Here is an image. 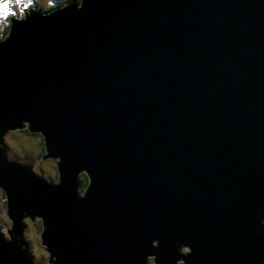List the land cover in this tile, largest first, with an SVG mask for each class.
Wrapping results in <instances>:
<instances>
[{
    "label": "water",
    "instance_id": "95a60500",
    "mask_svg": "<svg viewBox=\"0 0 264 264\" xmlns=\"http://www.w3.org/2000/svg\"><path fill=\"white\" fill-rule=\"evenodd\" d=\"M9 22L0 264H264V0H79ZM23 127L57 176L5 154Z\"/></svg>",
    "mask_w": 264,
    "mask_h": 264
},
{
    "label": "rangeland",
    "instance_id": "374dc122",
    "mask_svg": "<svg viewBox=\"0 0 264 264\" xmlns=\"http://www.w3.org/2000/svg\"><path fill=\"white\" fill-rule=\"evenodd\" d=\"M33 1V0H32ZM38 2V4L42 6L48 4V0H36ZM53 1V0H51ZM56 1V0H54ZM33 9V8H32ZM36 10V9H35ZM39 11V10H37ZM20 13H17V18L20 17ZM16 18V17H14ZM2 39V38H0ZM2 141L4 143V147H5V154L25 160L26 163H31V165L35 168L40 167L41 169V173L44 174L46 173V177H53L54 173H55V168L53 167V161L50 158H46L43 157V159H37L36 156L34 155V153H37V149H38V145H37V139L31 136H28L25 133H20V132H16V133H4V135L2 136ZM52 164V166H51ZM2 208H3V202H2V196L0 194V223L4 222V226L9 227V222L7 223L6 217H4L3 213H2ZM26 217V216H24ZM36 217H33V219ZM5 219V220H4ZM35 220V219H34ZM24 221V227H23V231H22V237L23 239H27L28 241V247H30V255L32 257L33 260L35 261H39V262H43L46 263V251L43 250L42 244L40 243V238H39V226L38 223H36V221ZM3 229L4 232L6 231V229L0 227V231L3 234V231L1 230ZM5 236L6 233L4 234ZM188 251V248L186 245H180L178 247V252L181 254H184ZM147 263L148 264H154L152 262V256L149 255L147 256ZM177 263H182V260L180 259V261H177Z\"/></svg>",
    "mask_w": 264,
    "mask_h": 264
},
{
    "label": "flooded vegetation",
    "instance_id": "af4514ba",
    "mask_svg": "<svg viewBox=\"0 0 264 264\" xmlns=\"http://www.w3.org/2000/svg\"><path fill=\"white\" fill-rule=\"evenodd\" d=\"M8 132H11V133H15V131H13V130H9V131H7L6 133H8ZM18 132V131H17ZM22 133H25V134H27L28 136H31V137H34V138H36L37 139V145H38V149H37V153H34V155L36 156V158L37 159H43V157H46V156H43L44 155V153H45V149H44V143H43V140H42V136L38 133V132H22ZM3 146H4V143H3ZM4 151H5V147H4ZM46 158H50L52 161H53V167L55 168V173H54V176H57V170H56V162H55V159H53V158H51V157H46ZM42 161V160H41ZM32 163V162H31ZM30 163V164H31ZM33 164V163H32ZM32 166V165H31ZM51 166H52V164H51ZM33 167V166H32ZM33 171L35 172V173H39V175H41L42 177H44V178H48V177H46V173H44V174H42L41 173V169H40V167H37V168H35V167H33ZM85 173V171L84 170H81L79 173H78V175H77V183H79V187H78V189H79V193L80 194H82L81 192L84 190V188L86 187V185H87V183H88V178L86 177V179L84 178V177H82L83 175L82 174H84ZM86 174V173H85ZM48 176V175H47ZM53 176V177H54ZM49 177H51V176H49ZM0 194H1V196H2V202H3V208H2V213H3V215H4V217H6V220H7V223L9 222V224H10V220H9V218H8V216H7V214H6V202H5V198H4V194H3V190L1 189V187H0ZM34 217H36V218H28V217H24L23 219H22V223H23V227H24V221L25 220H27L28 222L30 221H36V223H38V226H39V230L41 229V221H40V219H39V217L38 216H34ZM5 220V219H4ZM4 223H5V221L4 222H2V223H0V227H2V228H4V229H6V231L4 232V230L3 229H1L2 231H3V236H4V234L6 233L7 234V229L9 228V227H7L6 228V226H7V224H6V226H4ZM9 226V225H8ZM41 231V230H40ZM40 238V237H39ZM24 247H28V241H27V239H25L24 240ZM46 254H47V252H46ZM177 261H180V260H176V261H174V263L175 264H178L177 263ZM152 262L154 263V264H157V263H155L154 261H153V257H152ZM146 264H148V263H146ZM179 264H183V263H179Z\"/></svg>",
    "mask_w": 264,
    "mask_h": 264
},
{
    "label": "clouds",
    "instance_id": "9594fccd",
    "mask_svg": "<svg viewBox=\"0 0 264 264\" xmlns=\"http://www.w3.org/2000/svg\"><path fill=\"white\" fill-rule=\"evenodd\" d=\"M32 4V0H0V28L8 26V18L21 15L18 20L23 19L24 11ZM32 9V8H31Z\"/></svg>",
    "mask_w": 264,
    "mask_h": 264
},
{
    "label": "trees",
    "instance_id": "16d2710c",
    "mask_svg": "<svg viewBox=\"0 0 264 264\" xmlns=\"http://www.w3.org/2000/svg\"><path fill=\"white\" fill-rule=\"evenodd\" d=\"M78 1L79 0H56V1H51V0H48V4H46V5H44V6H42L41 7V5L40 4H38V2L36 1V0H33L32 1V4L28 7V8H33V10H39V12H46V11H49L50 9H53V8H60V7H62V6H65V5H67V3H69V2H75V3H78ZM27 8V9H28ZM26 9V10H27ZM25 10V11H26ZM11 17V16H10ZM12 18H14V17H12ZM8 21H9V18H8ZM9 24H10V22L8 23V26H6V27H3V28H0V38H4L5 37V35L7 34V32H8V29H9ZM13 131H15V133L18 131V132H20V133H22V132H30V131H28L26 128H20V129H15V130H13ZM34 132H36V131H34ZM39 133V132H38ZM40 134V133H39ZM42 140H43V138H42ZM83 176L82 177H84L85 179H86V177L88 178V176L84 173V174H82Z\"/></svg>",
    "mask_w": 264,
    "mask_h": 264
}]
</instances>
